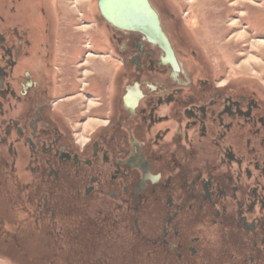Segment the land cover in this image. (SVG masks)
I'll return each mask as SVG.
<instances>
[{"label": "flooded vegetation", "instance_id": "1", "mask_svg": "<svg viewBox=\"0 0 264 264\" xmlns=\"http://www.w3.org/2000/svg\"><path fill=\"white\" fill-rule=\"evenodd\" d=\"M155 10L172 53L93 0H0L3 247L30 243L36 264H264V61L232 74Z\"/></svg>", "mask_w": 264, "mask_h": 264}, {"label": "rangeland", "instance_id": "2", "mask_svg": "<svg viewBox=\"0 0 264 264\" xmlns=\"http://www.w3.org/2000/svg\"><path fill=\"white\" fill-rule=\"evenodd\" d=\"M97 2L98 0H93L95 5ZM150 2L162 13L164 26L168 27L169 32L180 34L195 51L201 48L205 53L217 56L219 60L224 56L227 59L224 65H230L229 71L232 74H250L254 66L262 65L264 41H253V38L260 36L263 31L260 25L264 24V14H260V11L264 7V0ZM172 13L176 17V23L170 21ZM242 43L246 46L242 47ZM1 236L0 229V264H36L30 260L36 250L30 243L25 244L24 248L3 247ZM21 254L25 257L22 258ZM53 256L54 254L49 257Z\"/></svg>", "mask_w": 264, "mask_h": 264}, {"label": "water", "instance_id": "3", "mask_svg": "<svg viewBox=\"0 0 264 264\" xmlns=\"http://www.w3.org/2000/svg\"><path fill=\"white\" fill-rule=\"evenodd\" d=\"M103 19L121 30L140 32L147 39L172 53L159 14L150 0H99Z\"/></svg>", "mask_w": 264, "mask_h": 264}]
</instances>
